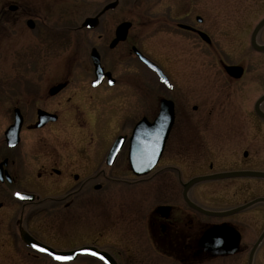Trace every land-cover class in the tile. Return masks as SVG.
<instances>
[{
  "label": "flooded vegetation",
  "instance_id": "flooded-vegetation-1",
  "mask_svg": "<svg viewBox=\"0 0 264 264\" xmlns=\"http://www.w3.org/2000/svg\"><path fill=\"white\" fill-rule=\"evenodd\" d=\"M9 1L0 0V264H264V0H128L134 24L116 21L120 1L107 0L78 27L65 0ZM83 36L99 44L67 68L64 43ZM164 108L162 152L135 175L132 130L140 122L147 135ZM116 121L129 125L107 146ZM86 125L93 146L77 139Z\"/></svg>",
  "mask_w": 264,
  "mask_h": 264
},
{
  "label": "rangeland",
  "instance_id": "rangeland-1",
  "mask_svg": "<svg viewBox=\"0 0 264 264\" xmlns=\"http://www.w3.org/2000/svg\"><path fill=\"white\" fill-rule=\"evenodd\" d=\"M107 0H65V13H66V21L67 24H69V26H79L80 21L86 17V16H93L106 2ZM119 7L116 9L115 13V17L117 18L116 21H122V20H129L131 19V22L134 24L137 20H138V13L139 10L133 5L132 1H128V0H119ZM155 0H142L141 3H153ZM2 3H8L10 2L9 0H1ZM126 4L130 5V12H131V16L126 17L125 16V11H124V7ZM152 14H155V12L158 14L159 13V9L155 6L152 7ZM162 12L164 13V11L162 10ZM264 13V11H258L257 15L258 17L261 16ZM108 16V15H107ZM90 37H81L80 40H78L77 42H73V39H69L66 43H64L65 46V66L67 68L76 65L77 63H79L80 65H82V67L84 66V64L86 63V60L88 59V55H89V47L92 44H99L96 42H89ZM153 40V38H152ZM43 43V41H42ZM2 45L7 46L8 49L10 50H16L18 48H14L13 44L9 41V40H5L1 43ZM107 46V44H105ZM145 45V47L150 50V40H146L145 42H143V46ZM48 50V49H47ZM47 50H45V52H47ZM51 55L52 54V50L50 51ZM154 56V55H152ZM88 61V60H87ZM89 63V62H88ZM106 66H109V63H105ZM128 67V66H127ZM98 98L102 99V100H106L105 96H101V95H97ZM109 108H116V103H110L109 104ZM83 121L79 120V122H76V127L79 124H82ZM75 124V123H73ZM69 125L72 126V124L68 123L67 127L69 128ZM129 123H125V122H108L105 126V130H104V134H105V142L109 143L107 146L110 145V141H112L114 138H116L119 134H121L123 131H125V129L128 127ZM74 127V126H73ZM67 131H71L69 129H67ZM83 132L80 134V137L77 136V139H79L80 145L82 146H93L94 142L89 143V141L91 140V137L93 136L92 134V129L86 125V130H82ZM71 134V133H68ZM95 136V135H94ZM73 136L68 135V141L72 140ZM134 193L131 192V195H133ZM130 195V196H131ZM133 199V197H132ZM152 201L151 200H147L144 205L145 207L148 209L151 205ZM131 205H133V203H131ZM133 209V208H132Z\"/></svg>",
  "mask_w": 264,
  "mask_h": 264
},
{
  "label": "water",
  "instance_id": "water-1",
  "mask_svg": "<svg viewBox=\"0 0 264 264\" xmlns=\"http://www.w3.org/2000/svg\"><path fill=\"white\" fill-rule=\"evenodd\" d=\"M115 4L107 5L98 15H101L108 9H111L114 7ZM92 22V19H86L84 21V26L89 25V23ZM262 25H264V20L260 22V24L257 26V31ZM127 29V25H122L120 28ZM123 39V36L119 37L117 35V39L111 44L110 47H112L117 41ZM90 58L92 60L94 69H95V75L98 77L102 74V69L100 68L98 55L94 50L90 53ZM150 67L151 69H155V66L148 62L146 59L142 58ZM262 117H264L263 114H261ZM172 123V117L170 112H166V109L164 108L158 118L154 121V123L151 125H148L146 127L147 131H154V139L152 140V135L150 134H142V123H137L135 127L132 130L131 136L129 138V163L132 172L135 175H142L149 171V169L156 163L158 157L160 156V153L162 152L163 145L165 138L167 136V132L169 130V127ZM144 138V139H143ZM152 140V141H151ZM122 139H117L116 142L113 145L114 152L115 150L121 146ZM146 154L147 157V164L146 167L140 164V156ZM83 253L93 254L92 249L84 248L81 250Z\"/></svg>",
  "mask_w": 264,
  "mask_h": 264
}]
</instances>
